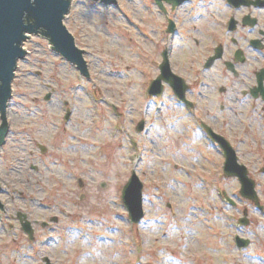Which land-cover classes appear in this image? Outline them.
Listing matches in <instances>:
<instances>
[{"label":"rangeland","instance_id":"374dc122","mask_svg":"<svg viewBox=\"0 0 264 264\" xmlns=\"http://www.w3.org/2000/svg\"><path fill=\"white\" fill-rule=\"evenodd\" d=\"M204 1L174 11L165 3L164 14L154 0H73L65 25L85 51L88 75L30 34L0 145V264H43L46 255L52 264H264V105L241 93L252 76L236 79L223 62L204 68L210 47L230 38L216 23L229 13L225 2ZM169 18L179 27L173 36ZM165 46L191 84L186 96L199 100L198 115L165 82L162 95L147 92ZM201 118L236 149L262 210L241 196L237 177L224 175L223 150ZM133 171L144 183V215L134 223L122 200ZM245 210L249 222L240 225ZM18 212L31 220L32 240ZM236 235L249 245L238 247Z\"/></svg>","mask_w":264,"mask_h":264},{"label":"water","instance_id":"95a60500","mask_svg":"<svg viewBox=\"0 0 264 264\" xmlns=\"http://www.w3.org/2000/svg\"><path fill=\"white\" fill-rule=\"evenodd\" d=\"M94 1H101V3L107 5L116 2V0ZM155 1L163 7V0ZM165 1L171 3L173 8H175L188 0ZM231 2L236 5L241 4V2L247 5H257V0H231ZM70 9L71 0H0V112L3 119V125L0 126V144L6 139L7 135V107L13 92L15 70L18 61L29 54L23 44L32 37L30 34L37 33L48 40L53 50H57L68 60L75 63L83 74L88 75L89 70L84 58L85 51L78 47L76 38L65 25L64 18L70 12ZM169 30H173L172 21L169 23ZM237 54L240 53L237 52ZM221 56L222 52L219 48L217 53L207 60L205 67H211L215 60ZM163 58L164 60L160 64V74L151 81L148 88L149 93L151 95L161 94L164 90V82H166L179 98L187 101L185 80L172 71L167 51L164 52ZM238 58H240L239 55ZM228 68L233 70V63H228ZM263 76L264 72L258 78L259 86L251 90L254 96H257V90L264 91ZM49 96L47 95V98ZM69 115L70 112L68 111L66 118ZM144 125V121H140L137 129L142 130ZM204 126L207 133L224 151V173L227 176H237L241 182L240 194L259 205V198L255 188L256 183L254 179L249 177L247 166L239 163L237 152L232 144L210 126ZM45 150L46 147L42 146V151ZM143 186V182L134 171L122 189L123 201L129 211L131 220L134 222L139 221L144 215ZM228 199L234 204L233 199ZM0 208H3L1 201ZM244 214L245 216L240 221L247 225L249 221L246 217V210ZM17 217L21 221L22 229L28 233L29 238L32 240L34 238V227L27 214L18 212ZM236 240L239 246H247L250 243V239H245L241 236H237ZM43 261L44 264H52L48 256H44Z\"/></svg>","mask_w":264,"mask_h":264},{"label":"flooded vegetation","instance_id":"af4514ba","mask_svg":"<svg viewBox=\"0 0 264 264\" xmlns=\"http://www.w3.org/2000/svg\"><path fill=\"white\" fill-rule=\"evenodd\" d=\"M223 1L225 2L226 4L225 7L228 9L229 13L225 18L218 17L216 23L226 28L227 31L226 33L227 35L230 36V38L228 43L224 41H220L217 42L215 46L210 47L209 50L210 54L204 60V64L208 60V58L213 54H216L217 49L220 48V51L222 52V56L215 60L213 66L217 62H223L226 68L230 70L228 68V63H233L234 69L230 71L236 79L240 78L241 75L244 78H246L247 76H252L253 82L255 81V84L253 86H249L247 83H245L243 79L246 86L241 90L242 95L251 96L249 90L251 91V89L256 86L260 74L264 72L263 71L264 69V0H257V5H246L244 3L235 5L232 4V2H230L231 0H223ZM204 3H211V0L204 1ZM203 17H204V12H202L196 18L202 19ZM174 23H176L175 25L176 27H178V23L175 21ZM212 39L213 38L211 37V41ZM165 50H167L168 56H170L172 52L171 48H167L165 46L162 53ZM237 52H239L240 54H237ZM226 53L227 54L231 53L232 57L228 58L226 56ZM238 55L240 56V58H238ZM254 63L257 66V68L253 65ZM170 64L172 67L171 61ZM246 64L248 66H246ZM249 66H254V68L251 70L250 73H249L250 70ZM173 71L179 74L175 70ZM199 82L200 81L196 82V85ZM263 83H264V76H263ZM190 87L191 84L190 85L188 84L187 89H189ZM207 87L208 86L206 85L205 88ZM219 91L227 92V88L226 87L223 88L221 86L219 87ZM198 94L201 97L205 96L203 91H199ZM257 95L258 96L254 98H256L260 102V104L264 105V91L257 90ZM187 99L189 100L188 102L184 100H180L179 98L176 97L178 104L184 106V110H186V112L189 111L192 115H198L197 106L199 105V100L195 98L189 99L188 97ZM208 100L211 103V105L215 103L214 99L213 100L208 99ZM223 107L224 105H222V108ZM198 121L200 126L204 130L203 124L205 121H203L202 118L198 119Z\"/></svg>","mask_w":264,"mask_h":264}]
</instances>
